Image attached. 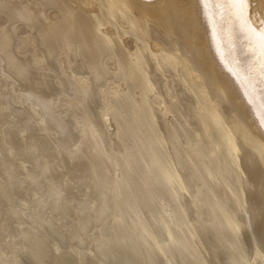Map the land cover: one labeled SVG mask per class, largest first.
<instances>
[{
  "label": "bare ground",
  "instance_id": "obj_1",
  "mask_svg": "<svg viewBox=\"0 0 264 264\" xmlns=\"http://www.w3.org/2000/svg\"><path fill=\"white\" fill-rule=\"evenodd\" d=\"M0 264H264V0H0Z\"/></svg>",
  "mask_w": 264,
  "mask_h": 264
}]
</instances>
